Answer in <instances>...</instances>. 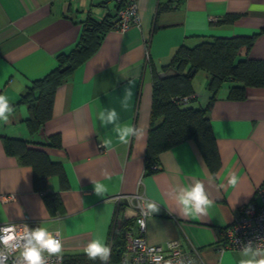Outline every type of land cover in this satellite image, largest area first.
<instances>
[{"label": "crops", "instance_id": "crops-1", "mask_svg": "<svg viewBox=\"0 0 264 264\" xmlns=\"http://www.w3.org/2000/svg\"><path fill=\"white\" fill-rule=\"evenodd\" d=\"M159 4H168L154 17ZM138 22L124 30L110 29L98 50L78 66L54 92L51 116L30 133L28 108L19 98L31 81L56 66V55L78 39L82 21L114 13L113 0H0V95L13 112L0 121V224L24 221L33 229L57 230L60 254L85 253L94 238L107 244L117 204L123 195L125 216L135 211L137 197L152 200L159 211L146 218L148 242L165 246L176 240L194 251L202 264H239L242 249H220V230L254 200L264 182V87H246L243 99L227 98L231 82H223L209 110L220 164L212 172L196 142L184 140L162 151L159 168L144 173V152L150 127L152 70L159 76L176 72L163 68L181 43L259 33L247 52L264 58V0H137ZM228 15L234 19L224 21ZM147 55V56H146ZM245 53H241L244 57ZM201 72V73H200ZM199 78V79H196ZM131 87L129 107H121L124 89ZM208 75L192 79L198 95L188 105L203 107L209 98ZM116 109L121 125L143 131L140 138L121 143L113 125L101 126L98 114ZM161 118H158L159 122ZM52 137L54 141L51 140ZM4 138H20L62 164L68 186L46 178V189L58 191L61 205L51 212L33 187L32 167L5 150ZM111 140L106 147L102 142ZM56 143V144H55ZM239 178L233 187L231 174ZM105 175L109 178H105ZM200 180L212 201L206 216L186 217L175 198L180 189ZM108 189L98 196L94 183ZM137 195V196H136ZM128 197L131 200H128ZM127 222L135 227L134 217Z\"/></svg>", "mask_w": 264, "mask_h": 264}, {"label": "trees", "instance_id": "trees-1", "mask_svg": "<svg viewBox=\"0 0 264 264\" xmlns=\"http://www.w3.org/2000/svg\"><path fill=\"white\" fill-rule=\"evenodd\" d=\"M117 4L114 13H108L101 19L85 18L81 23L80 34L74 45L66 52L56 55V66L44 76L34 79L21 94L19 102L26 103L28 117L26 123L30 133L36 132L51 116L53 97L58 85L68 79L73 71L88 60L99 48L106 32L115 29L118 20ZM168 4H159L154 17ZM228 15L224 21L234 19ZM264 31V28L260 32ZM259 33L232 37L205 38L188 46L178 45L170 60L163 68L172 67L176 72L168 76H159L152 70V104L150 127L144 152V173L149 174L159 168V154L184 140L196 142L202 156L212 172L220 164L215 138L212 132L209 110L213 99L223 82H231L227 98L243 99L246 87H264V58L247 55L254 38ZM245 53L241 57V53ZM208 75L207 88L210 95L207 103L201 106L188 105L197 99L192 88V79L197 71ZM189 95L187 101L182 97ZM158 118H161L157 122ZM55 137L51 140L54 141ZM5 150L17 156L23 164L30 165L33 171V187L42 194L46 207L55 211L61 205L58 191L46 189V178L55 175L60 187L68 186L62 164L51 160L41 149L30 148L20 138H4ZM56 144V143H55ZM157 165L156 168L153 165ZM123 203L117 205L116 215L108 233L107 245L111 247L109 263H115L124 248L123 229L131 217L125 216ZM122 217L120 226L116 225V216ZM99 258L90 260L86 253L62 254V264H104Z\"/></svg>", "mask_w": 264, "mask_h": 264}, {"label": "clouds", "instance_id": "clouds-1", "mask_svg": "<svg viewBox=\"0 0 264 264\" xmlns=\"http://www.w3.org/2000/svg\"><path fill=\"white\" fill-rule=\"evenodd\" d=\"M133 95L131 81L129 86L124 89V98L121 103V107L127 110L129 107V100ZM13 112L7 98L4 95H0V121L7 122L9 116ZM98 119L101 122V126L113 125V131L116 133L118 140L121 143H129L130 137L140 138L143 136V131L130 125H121L119 123L120 116L116 109H106L98 114ZM103 146L111 144L110 139H106L102 142ZM105 178L107 175H105ZM238 176L231 174L228 178V184L235 187L238 184ZM107 188L104 184L95 182L94 191L98 196H102L107 192ZM131 199V198H130ZM6 203L5 198H0ZM177 206L180 208L182 215L186 217L200 218L206 216L208 208L211 206L212 201L206 192L205 185L200 180H195L193 183L180 189L179 195L175 198ZM146 209V210H145ZM141 215L149 216L151 213L159 211V206L156 202L149 200L144 201L143 206L140 207ZM128 216L136 215L135 211L129 209ZM138 223L143 228L145 221L139 220ZM53 233L49 232L46 228L36 227L29 231L25 225L23 233L17 232V226L14 223H9L6 226L0 227V245L3 251H16L22 249L19 256L20 264H46L42 252L47 251L50 255L56 256L57 264H61L62 256L59 255L62 251V242L57 239ZM23 241L22 246L17 242ZM264 239H261L256 247H253V243L249 241L242 250H240V256L246 259H240L239 264H264V243H261ZM173 245H169L172 247ZM87 257L90 260H96L99 258L101 261H109L111 256V247L103 242V238L92 239L84 248ZM155 251V250H153ZM154 264H160L163 260L162 256L152 257ZM7 260V256L4 257ZM164 264H173L172 260L165 261ZM176 264H184L183 260L176 261ZM188 264H192L191 261Z\"/></svg>", "mask_w": 264, "mask_h": 264}, {"label": "built area", "instance_id": "built-area-1", "mask_svg": "<svg viewBox=\"0 0 264 264\" xmlns=\"http://www.w3.org/2000/svg\"><path fill=\"white\" fill-rule=\"evenodd\" d=\"M113 1L118 6V20L115 22V29L124 30L130 25L138 22L137 0ZM193 96L198 97L196 93H194ZM189 97V95L183 96L182 101H187ZM153 167L156 168L157 165L155 164ZM254 196L260 200V203H256L252 200L240 206L238 214L234 219L228 225L221 228L219 239L220 249H243L245 244L249 241L253 243V247L255 248L257 243L261 239H264V182L256 187ZM122 198L123 195H116L114 197L117 205L122 203ZM128 200L131 199L128 197ZM143 203V199L137 197L134 205L136 215L133 216L135 227L126 223L123 229L124 248L117 261L115 263L105 261L104 264H154L152 257L157 255L163 257L160 264H164V262L168 260H172L173 264H176L178 260H183L184 264H188L189 261H191L192 264H202L196 259L194 251L182 248L176 240L168 241L165 246L147 241L145 230L146 218L148 216L141 215L140 211V207L143 206ZM141 219L145 221V226L143 228L138 223ZM121 223L122 217L120 215L116 216V225L120 226ZM7 224L9 223L0 224V227L6 226ZM14 224L17 226L18 233H23L25 225L29 231L33 230V228L24 221H18ZM48 231L53 233L54 236L58 233L57 230ZM56 238L60 239V235H57ZM17 243L22 246L23 241H18ZM261 243H264V241H261ZM170 244L173 246L169 247ZM2 248L3 245H0V249ZM21 251L22 249L0 252V264H20L19 256ZM59 255L62 256V254ZM5 256H7L6 261L4 260ZM42 256L46 264H57L55 255H50L47 251H44L42 252Z\"/></svg>", "mask_w": 264, "mask_h": 264}, {"label": "rangeland", "instance_id": "rangeland-1", "mask_svg": "<svg viewBox=\"0 0 264 264\" xmlns=\"http://www.w3.org/2000/svg\"><path fill=\"white\" fill-rule=\"evenodd\" d=\"M201 73V72H200ZM196 79H199V78H196Z\"/></svg>", "mask_w": 264, "mask_h": 264}]
</instances>
